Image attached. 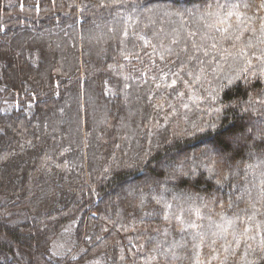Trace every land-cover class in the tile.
<instances>
[{
  "label": "trees",
  "instance_id": "trees-1",
  "mask_svg": "<svg viewBox=\"0 0 264 264\" xmlns=\"http://www.w3.org/2000/svg\"><path fill=\"white\" fill-rule=\"evenodd\" d=\"M0 264H264V0H0Z\"/></svg>",
  "mask_w": 264,
  "mask_h": 264
},
{
  "label": "rangeland",
  "instance_id": "rangeland-1",
  "mask_svg": "<svg viewBox=\"0 0 264 264\" xmlns=\"http://www.w3.org/2000/svg\"><path fill=\"white\" fill-rule=\"evenodd\" d=\"M8 1L13 2V1H16V0H8ZM66 246H67V244H65V242L63 240L62 241L59 240L58 243L56 244V250H57V252L65 249Z\"/></svg>",
  "mask_w": 264,
  "mask_h": 264
}]
</instances>
